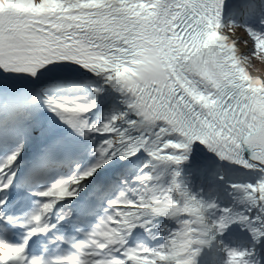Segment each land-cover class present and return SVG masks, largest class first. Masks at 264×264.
<instances>
[{"label": "snow or ice", "instance_id": "1", "mask_svg": "<svg viewBox=\"0 0 264 264\" xmlns=\"http://www.w3.org/2000/svg\"><path fill=\"white\" fill-rule=\"evenodd\" d=\"M264 0H0V264H264Z\"/></svg>", "mask_w": 264, "mask_h": 264}, {"label": "rangeland", "instance_id": "2", "mask_svg": "<svg viewBox=\"0 0 264 264\" xmlns=\"http://www.w3.org/2000/svg\"><path fill=\"white\" fill-rule=\"evenodd\" d=\"M257 67L261 71V73H264V63L257 62Z\"/></svg>", "mask_w": 264, "mask_h": 264}, {"label": "bare ground", "instance_id": "3", "mask_svg": "<svg viewBox=\"0 0 264 264\" xmlns=\"http://www.w3.org/2000/svg\"><path fill=\"white\" fill-rule=\"evenodd\" d=\"M262 74H264V73H262Z\"/></svg>", "mask_w": 264, "mask_h": 264}]
</instances>
